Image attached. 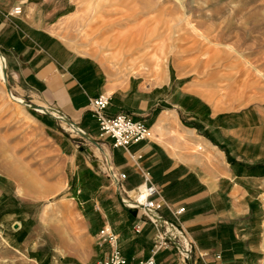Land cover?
<instances>
[{
    "label": "rangeland",
    "instance_id": "obj_1",
    "mask_svg": "<svg viewBox=\"0 0 264 264\" xmlns=\"http://www.w3.org/2000/svg\"><path fill=\"white\" fill-rule=\"evenodd\" d=\"M30 1L40 7L35 19L57 21L54 34L98 61L112 86L130 84L133 100L145 97L147 112L138 117L149 128L159 116L168 122L169 129L157 126L159 137L170 139L182 159L200 155L210 166L215 161L213 173L230 170L234 179L264 177V0ZM9 24L19 29L18 22ZM0 51L7 71L5 81L0 73V264H104L96 248L106 242L102 223L128 235L136 214L142 217L121 206L108 176L109 159L128 178L125 159L107 138L91 136L105 153L51 110L32 108L42 104L21 80L17 84L1 36ZM7 87L27 104L15 102ZM205 139L224 156L210 152ZM158 158L147 171L167 198L202 190L183 167L165 188L169 161ZM199 204L190 213L226 206L208 195ZM179 226L193 243L197 264L199 254H207ZM94 237L96 253L89 255ZM160 250L169 264H183L174 247Z\"/></svg>",
    "mask_w": 264,
    "mask_h": 264
},
{
    "label": "crops",
    "instance_id": "obj_2",
    "mask_svg": "<svg viewBox=\"0 0 264 264\" xmlns=\"http://www.w3.org/2000/svg\"><path fill=\"white\" fill-rule=\"evenodd\" d=\"M12 1L11 7V0H0V36L17 84L21 80L28 92L36 96L42 104L34 105L35 109L45 112L47 108H53L58 111L56 113L51 110L53 116H65L93 137L99 135V127L89 110V98L106 93L110 96V104L105 110L107 116L125 113L135 120H147L138 117L148 109V101L144 96L140 100H133L130 96V84L124 87L112 86V80L107 77L104 67L98 61L75 52L54 34V23L57 21H37L34 16V12L40 9L37 3L30 0ZM19 4L21 12L23 9L22 15H8L12 8ZM9 20L18 22L19 29L11 26ZM137 89L145 91L142 88ZM159 117L149 123V129L154 128L153 136L131 144L130 151L134 156H140L138 162L146 170L159 161V158L155 159L158 154H162L169 161L168 167L162 172V176L166 178L163 184L166 185L165 188L170 185V174L182 167L198 177L202 186L198 193L178 196L172 200L162 193L173 207H185L179 221L194 241L197 250L207 254L202 260L198 259L197 264H264V177L242 176L234 179L230 170H227L226 175L213 173L212 164L215 161L211 162L210 166L200 155L193 156V160L182 159L181 156L184 155L167 144L166 141L170 139L159 137L157 126L161 125L163 130L171 128L168 122L162 123ZM204 141L207 149L215 156H224L211 140ZM105 143L113 147L110 139L107 138ZM154 145L158 146L159 150ZM113 149L125 159L122 165L128 170L125 182L127 186L133 188L141 184V173L128 154L122 148ZM226 150L229 152L228 146ZM185 174L178 175L172 183L178 184ZM152 181L154 182L153 178ZM223 187L226 189L223 190ZM207 195L212 199L225 200L226 206H212L209 210L190 213L191 208L196 204L200 205L199 200ZM121 206L127 211H134L122 204ZM162 214L173 220L167 209H163ZM137 225L140 226L139 232L135 231ZM104 226H109L117 235L118 246L128 259L137 261L152 255L156 229L145 216L136 214L131 227L128 228V235L106 220L100 226L99 232ZM94 241L95 237L89 243L90 247ZM96 248L98 252H103L99 259L104 261L110 250L109 243H98ZM93 253L96 252L92 247L89 255ZM154 258L155 264L170 263L163 250H159Z\"/></svg>",
    "mask_w": 264,
    "mask_h": 264
},
{
    "label": "built area",
    "instance_id": "obj_3",
    "mask_svg": "<svg viewBox=\"0 0 264 264\" xmlns=\"http://www.w3.org/2000/svg\"><path fill=\"white\" fill-rule=\"evenodd\" d=\"M20 7H14L11 14H19ZM110 104L109 94L103 93L95 98H89V107L92 116L98 123L99 136L112 141L114 148H122L134 162L142 176L141 184L127 188L125 182L127 174L120 171L117 166L107 160L108 176L114 185L116 192L123 206L136 209L146 217L148 222L156 229L155 242L152 255L148 258L128 259L123 255L119 246L117 235L109 226L100 230L101 237L109 243L110 251L104 260V264H155V254L165 245L174 247L181 257L183 264H196L193 254V243L188 238L185 230L179 226V216L184 207H173L161 194L159 188L152 181L150 173L144 169L139 161L140 156H134L130 151V145L146 140L150 137L151 131L142 120H135L125 113H118L114 116H107L105 110ZM53 110V108H47ZM167 209L173 216V220L166 218L162 210ZM140 226H135L139 232ZM203 259L204 254H199Z\"/></svg>",
    "mask_w": 264,
    "mask_h": 264
},
{
    "label": "bare ground",
    "instance_id": "obj_4",
    "mask_svg": "<svg viewBox=\"0 0 264 264\" xmlns=\"http://www.w3.org/2000/svg\"><path fill=\"white\" fill-rule=\"evenodd\" d=\"M6 67V61H5V57L2 55V53H0V73L2 74V69H3V67ZM2 80H3V77H2ZM4 81V80H3ZM8 93H9V95L12 97V99L15 101V102H17V103H20V104H22V105H26L27 103L25 102V101H22V100H20V99H18L17 97H13L12 96V94H11V91L9 92L8 91ZM32 106H33V108L35 109V106H34V104H32ZM57 118H60L59 117V115H57ZM68 128L71 130V131H74V132H76V133H78L79 134V129L78 128H75L74 126H72V125H68ZM94 146L95 147H97V148H99L102 152H105L99 145H95L94 144ZM106 153V152H105ZM109 160V159H108Z\"/></svg>",
    "mask_w": 264,
    "mask_h": 264
},
{
    "label": "water",
    "instance_id": "obj_5",
    "mask_svg": "<svg viewBox=\"0 0 264 264\" xmlns=\"http://www.w3.org/2000/svg\"><path fill=\"white\" fill-rule=\"evenodd\" d=\"M0 53H1V51H0ZM2 77H3V80L5 81L6 80V77H7V71H6V67L5 66L2 69ZM7 91L10 92V90H9L8 87H7ZM30 106L33 108L32 105H30ZM47 111H48V109H47ZM54 111L56 113H58V111H56V110H54ZM59 116L61 117V119H65L68 124L74 126L75 128H78L79 129V135H81L82 137L88 139L93 144L98 145V143L91 136H89L88 134H86L85 132H83L73 121L69 120L68 118H65V116H63V115H60L59 114Z\"/></svg>",
    "mask_w": 264,
    "mask_h": 264
},
{
    "label": "trees",
    "instance_id": "obj_6",
    "mask_svg": "<svg viewBox=\"0 0 264 264\" xmlns=\"http://www.w3.org/2000/svg\"><path fill=\"white\" fill-rule=\"evenodd\" d=\"M161 192V191H160ZM161 194H162V192H161Z\"/></svg>",
    "mask_w": 264,
    "mask_h": 264
}]
</instances>
